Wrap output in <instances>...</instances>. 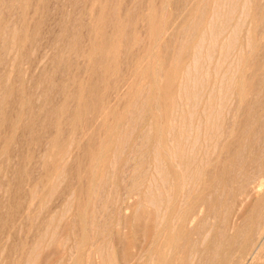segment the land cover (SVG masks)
<instances>
[{
  "label": "rangeland",
  "instance_id": "374dc122",
  "mask_svg": "<svg viewBox=\"0 0 264 264\" xmlns=\"http://www.w3.org/2000/svg\"><path fill=\"white\" fill-rule=\"evenodd\" d=\"M232 2L0 0V264H264V0Z\"/></svg>",
  "mask_w": 264,
  "mask_h": 264
},
{
  "label": "bare ground",
  "instance_id": "6f19581e",
  "mask_svg": "<svg viewBox=\"0 0 264 264\" xmlns=\"http://www.w3.org/2000/svg\"><path fill=\"white\" fill-rule=\"evenodd\" d=\"M210 1H211V0H210ZM222 1H223V0H222ZM215 3H216V2H215ZM222 3H225V2H221L220 4H222ZM232 3H233V2H232V0H231V4H232ZM236 3H237V1H236ZM218 4H219V3H218ZM220 4H219V5H220ZM216 5H217V4H216ZM220 6H221V5H220ZM227 6H228V5H227ZM227 6H226V7H227ZM235 6H236V5H235ZM243 7H244V6H242V8H243ZM227 8H228V7H227ZM231 8H232V7H231ZM231 8H230V9H231ZM244 8H245V7H244ZM217 9H219V8H217ZM233 9H235V8H233ZM242 10H243V9H242ZM227 11H228V9H227ZM230 12H231V13L234 12V14H235V11H230ZM214 13H215V12H214ZM228 13H229V12H228ZM217 14H218V11H217ZM217 14L215 13L214 15L216 16ZM212 15H213V14H212ZM227 15H228V14H227ZM227 15H226V17H227ZM229 15H230V14H229ZM242 15H243V13H241V16H242ZM244 15H245V14H244ZM211 17H212V16H211ZM228 17L230 18V16H228ZM232 17H233V16H232ZM212 18H213V17H212ZM212 18H210V19L212 20ZM233 19H234V18H233ZM237 19H238V18H237ZM229 20H230V19H228V23H230ZM231 20H232V18H231ZM223 21H224V20H223ZM234 21H235V20H233V22H234ZM236 21H237V20H236ZM228 23H225V24H228ZM210 24H211V23H210ZM233 24H234V23H233ZM237 25H238V24H237ZM221 26H222V25H221ZM238 26H239V25H238ZM233 27H234V26H233ZM212 28H213V26H212ZM238 28H239V27H238ZM208 29H210V28L208 27ZM231 29H232V28H231ZM206 30H207V29H206ZM219 30H220V29H219ZM203 31H204L203 33H205V30H203ZM211 31H212V30H211ZM206 32H207V31H206ZM213 32H214V30H213ZM234 32H235V31H234ZM201 33H202V32H201ZM207 33H208V32H207ZM209 33H210V32H209ZM215 33H216V32H215ZM219 33L221 34L220 31H219ZM223 33H225V31H224ZM211 34H212V33H211ZM211 34H210V35H211ZM220 34H219V35H220ZM213 35H214V34H213ZM213 35H211V36H209V37H212ZM216 35H217V34H216ZM219 35H218V36H219ZM221 35H222V34H221ZM223 36H224V35H223ZM201 37L203 38L204 36H201ZM215 37H217V36H215ZM224 37H225V36H224ZM213 38H214V37H213ZM227 38H229V36H228ZM217 39H218V37H217L215 40H217ZM215 43H216V41H215ZM222 43H223V42H222ZM210 44H211V43H210ZM195 46H196V45H195ZM201 46H202V45H201ZM216 46H217V45H216ZM199 47H200V44H199ZM201 48H202V47L199 48V51L201 50ZM212 48H214V46H213ZM207 51H209V50H207ZM197 52H198V51H197ZM209 52H210V51H209ZM208 55H209V54H208ZM207 57L209 58V56H207ZM210 58H211V56H210ZM230 65H231V62H230ZM230 65H229V67H230ZM195 66H196V65H195ZM230 68H231V67H230ZM230 68H229V69H230ZM229 69H228V70H229ZM175 70H176V69L174 68L173 72H174ZM175 72H177V70H176ZM172 76H173V75H172ZM231 76H232V75H231ZM234 76H235V75H234ZM234 76H233V77H234ZM231 78H232V77H231ZM233 79H235V78H233ZM166 85H167V84H166ZM167 86L169 87V85H167ZM233 86H234V85H233ZM185 88H187V87L185 86ZM238 90H239V88H238ZM236 92H237V91H236ZM239 92H240V91H239ZM240 93H241V92H240ZM233 102H234V101H233ZM263 109H264V108H263ZM258 112H259V111H258ZM261 112H262V111H261ZM262 115H263V113H262ZM262 115H261V116H262ZM234 116H235V115H234ZM257 119H258V118H257ZM263 119H264V118H261V121H262ZM258 121H259V120H258ZM233 123H234V122H233ZM254 123H255V122H254ZM256 123H257V124H255V126H256V125H259L258 122H256ZM248 124H249V123H248ZM249 125H251V124H249ZM253 125H254V124H253ZM260 125H262V124L260 123ZM256 127H257V126H256ZM261 127H262V126H261ZM257 128H259V127H257ZM251 129H253V128H251ZM252 131L254 132V130H252ZM260 131H261V130H260ZM260 131H259V132H260ZM262 131H263V130H262ZM181 134H182V133H181ZM250 135H251V134H250ZM253 137L255 138L256 136L253 135ZM258 137H259V136H258ZM257 141H258V138H257ZM254 142H255V141H254ZM254 142H253V143H254ZM253 143H251V144L253 145ZM255 143H256V142H255ZM255 143H254V144H255ZM257 144H258V143H257ZM257 144H256V145H257ZM252 148H253V147H252ZM256 148H257V147H256ZM255 161H256V160H255ZM186 162H187V161H186ZM178 164H179V163H178ZM180 164H181V163H180ZM186 164H187V163H186ZM257 166H258V165H257ZM253 167H254V166H253ZM261 167H262V166H261ZM254 169H255V168H254ZM261 169H263V168H261ZM258 170H259V169H258ZM250 171H251V170H250ZM253 171H254V170H253ZM258 172H260V171H258ZM261 172H263V171H261ZM251 173H253V172H250L249 174H251ZM256 173H257V171H256ZM256 173H255V174H256ZM258 174H259V173H258ZM263 174H264V173H263ZM244 175H245V174H243V176H244ZM241 176H242V175H241ZM248 176H249V175H248ZM244 177H245V176H244ZM253 177H254V176H253ZM262 177H264V176H262ZM262 177H261V179H262ZM248 179H249V177H248ZM184 180H185V179H184ZM244 180H245V179H244ZM253 180H257V179L252 178V181H253ZM176 181H178V182L180 183L179 180H176ZM241 181H242V179H241ZM263 181H264V180H263ZM249 182H251V181H249ZM256 182L258 183V181H256ZM181 183H182V182H181ZM181 183H180V184H181ZM174 184H175V183H174ZM255 184H256V183H255ZM176 185H177V184H176ZM176 185H175V186H176ZM184 185H185V184L182 183V186H184ZM251 185L253 186V184H250V186H251ZM262 185H263V183L260 181L256 186H257L258 188H259V187L262 188ZM178 186H179V185H178ZM245 186H246V184H245ZM247 186H248V185H247ZM252 186H251V188H252ZM254 186H255V185H254ZM263 186H264V185H263ZM238 188H239V186H238ZM244 188H245V187H244ZM239 189H240V188H239ZM237 190H238V189H237ZM251 190H252V189H251ZM255 190H256V189H255ZM262 190H263V189H262ZM258 191H259V190H258ZM246 192H248V191H246ZM260 192H261V191H260ZM240 193H241V192H240ZM263 193H264V192H263ZM254 194H255V193H254ZM261 194H262V193H261ZM246 195H247V194H246ZM259 195H260V194H259ZM240 196H241V195H240ZM261 196H262V195H261ZM246 197H247V196H246ZM124 207L126 208L127 206H124ZM160 208H161V207H160ZM157 211H158V210H157ZM157 215H158V214H157ZM161 216H162V215H161ZM156 217H158V216H156ZM164 218H166V217H164ZM191 219H192V218H191ZM160 220L162 221L163 219H160ZM160 220H159V221H160ZM161 221H160V222H161ZM155 222H156V220L154 221V223H155ZM162 222H163V221H162ZM162 222H161V223H162ZM164 222H165V221H164ZM158 224H159V223H158ZM158 224L156 223V225H158ZM160 225H162V224H159V226H160ZM159 226H158V227H159ZM162 227H163V226H162ZM152 228H153V226H152ZM159 228H160V227H159ZM153 231H154V230H153ZM258 253H259V252H258ZM252 256H253V255H252ZM256 256H257V255H256ZM260 256H261V255H260Z\"/></svg>",
  "mask_w": 264,
  "mask_h": 264
}]
</instances>
